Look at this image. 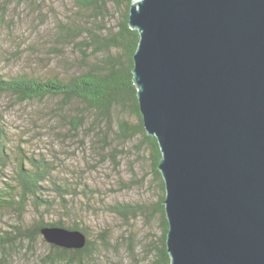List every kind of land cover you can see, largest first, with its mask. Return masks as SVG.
<instances>
[{"label": "water", "instance_id": "water-1", "mask_svg": "<svg viewBox=\"0 0 264 264\" xmlns=\"http://www.w3.org/2000/svg\"><path fill=\"white\" fill-rule=\"evenodd\" d=\"M129 26L170 264H264V0H133ZM41 232L67 249L87 242L78 229Z\"/></svg>", "mask_w": 264, "mask_h": 264}, {"label": "rangeland", "instance_id": "rangeland-1", "mask_svg": "<svg viewBox=\"0 0 264 264\" xmlns=\"http://www.w3.org/2000/svg\"><path fill=\"white\" fill-rule=\"evenodd\" d=\"M109 8L100 23L75 0H0V73L64 77L80 72L88 63L77 46L58 36L59 23L76 21L99 31L104 23L116 22L117 10L112 4ZM75 114L84 117L78 131L71 124ZM99 115L80 101L63 106L58 97L20 102L10 94L0 96L10 148L2 185L15 183L18 154L45 159L52 165L42 183L45 196L57 204L61 197L55 182L66 184L68 197L77 202L70 222L86 228L93 241L86 264H165L160 261L164 227L158 206L165 191L143 136L119 131L121 122L135 127L138 118L129 105L113 110L110 119ZM26 161L24 167H30ZM116 203L133 204L137 211L113 212L108 207ZM60 209L44 211V220L66 217L61 204ZM40 220L32 206L22 218L13 209L0 210V233L10 231L13 239L0 250V264H72L47 261L49 243L43 235H21L14 227L21 224L33 232Z\"/></svg>", "mask_w": 264, "mask_h": 264}, {"label": "trees", "instance_id": "trees-1", "mask_svg": "<svg viewBox=\"0 0 264 264\" xmlns=\"http://www.w3.org/2000/svg\"><path fill=\"white\" fill-rule=\"evenodd\" d=\"M75 2L81 9L92 12L94 18H97L100 23L106 21V17L110 14L111 4L117 10L116 22L113 25H109V22L104 23L99 31L81 22L59 23L58 36L63 42L68 41L77 46L83 54L82 59L88 65L80 72L64 77L57 75L42 77L25 73L6 76L0 73V96L10 94L20 102L58 97L63 106L80 101L95 109L100 114L99 116L105 119H110L113 110L116 109L119 112L129 105L130 110L138 118V123L132 127L127 122H121L119 131L123 135L141 134L143 136V140L150 148L153 171L159 180V187L165 191L164 181L158 169L161 158L159 144L155 136H150L145 131L136 95L137 90L133 83V54L139 41L138 31L129 26V9L133 0H75ZM71 124L72 129L78 131L84 124V117L77 114L71 116ZM6 126V123L0 119V210L13 209L22 218L28 206L34 207L42 220L35 225L33 232L32 228H21V224L14 226L19 234H26L32 238L34 235H42L41 230L45 226H60L83 231L87 236V242L83 248L67 249L49 243V252L45 259L53 263L65 261L72 264H86L85 256L90 254L93 241L88 237L86 228L77 221L70 222L77 207L75 197H68L71 192L63 183L56 184L55 182L61 197L57 204L55 203L56 198L45 196L43 191L42 183L49 178L51 163L42 158L27 156L25 153L23 156L18 154L15 183L2 185L1 173L10 157L7 152L10 148L7 146L9 138ZM25 161L30 167H24ZM164 198L165 195H162L158 202L164 227L160 261L170 264V257L166 250L168 221L164 210ZM60 204L66 209L63 211L67 216L46 222L44 211L51 212L54 209L62 211ZM108 208L120 214L137 211L133 204L127 203H116ZM66 218L70 220L67 222ZM10 233V231H6L5 234L0 233V250L6 248L9 241H13Z\"/></svg>", "mask_w": 264, "mask_h": 264}]
</instances>
